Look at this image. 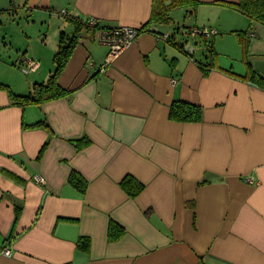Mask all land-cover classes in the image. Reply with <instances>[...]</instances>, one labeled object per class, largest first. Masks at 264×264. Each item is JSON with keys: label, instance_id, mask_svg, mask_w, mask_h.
I'll return each mask as SVG.
<instances>
[{"label": "crops", "instance_id": "0c3cea01", "mask_svg": "<svg viewBox=\"0 0 264 264\" xmlns=\"http://www.w3.org/2000/svg\"><path fill=\"white\" fill-rule=\"evenodd\" d=\"M195 1L194 11L177 8L170 22L149 25L111 65L98 31H84L59 76L70 92L63 98L21 108L0 91V264H264V89L240 77L248 72L241 64L235 73L216 60L217 68L203 73L204 56L175 46L183 31L208 29L216 32L208 37L214 47L218 35L236 37L250 20L244 15L246 27L227 29L221 18L202 25L210 14L238 12L216 2L240 0ZM153 5L0 0V15L23 8L25 20L42 25L20 53L0 47V67L14 73L9 80L0 74V83L28 95L54 71L60 36H73L76 22L141 28ZM250 35L249 62L264 77V26L253 25ZM3 36L14 48L6 30ZM44 60L52 62L47 78L17 89L20 66L34 62L37 72ZM176 101L200 107L199 119L170 120ZM42 120L48 127H27ZM73 170L88 181L85 194L68 182ZM128 175L144 185L135 198L120 185ZM110 220L126 230L114 243ZM81 237L91 240L88 255L76 248Z\"/></svg>", "mask_w": 264, "mask_h": 264}, {"label": "trees", "instance_id": "16d2710c", "mask_svg": "<svg viewBox=\"0 0 264 264\" xmlns=\"http://www.w3.org/2000/svg\"><path fill=\"white\" fill-rule=\"evenodd\" d=\"M220 6H224L240 12L250 20V28L245 31L233 32L242 47L243 58L247 63V74L240 76L245 81H251L260 88L264 89V77L251 68L249 62V46L250 31L253 25L258 24L264 26V0H240L238 3L216 2ZM199 2L195 0H154L152 9V16L150 22L144 27L138 28L141 33L151 32L148 28L152 23H168L170 22L169 13L177 8L190 7L193 11L197 8ZM76 29L73 36H66L62 33L60 36L59 49L54 57L55 69L50 74L48 80L42 83H35L28 95L18 96L12 93L8 86L0 83V91H6L9 94L13 105L25 108L31 105H38L41 103L58 100L69 95V91L59 86V76L68 62L73 48L84 37V31L88 32L91 29L96 30L102 28H111L104 26L101 22L93 27L89 26V21L76 22ZM84 28L86 30H84ZM178 29V28H177ZM176 29V30H177ZM182 29V28H181ZM180 29V30H181ZM182 39H177L175 46L179 50L184 51V41L191 40L197 45H202L204 49V61L198 62V67L203 73H208L216 69L217 52L213 47V42L209 43V38L204 35L193 36L192 31H183L181 33ZM198 37L197 40L195 38ZM171 38V37H170ZM169 39V36H168ZM229 74H235L231 70H223ZM200 116V107L183 101H176L172 104L170 109V120L175 122L197 121ZM48 127L45 121H39L35 124L29 125V128ZM68 182L74 186L80 193L85 194L88 189V181L83 178L78 172L72 171L68 178ZM122 189L131 198L137 197L143 190L144 185L131 175L126 176L120 183ZM60 220L69 221L70 219L62 218ZM126 235V230L115 220H110L108 226V242L114 243L122 239ZM76 248L85 254H89L91 250V240L87 237H81L76 243Z\"/></svg>", "mask_w": 264, "mask_h": 264}, {"label": "rangeland", "instance_id": "374dc122", "mask_svg": "<svg viewBox=\"0 0 264 264\" xmlns=\"http://www.w3.org/2000/svg\"><path fill=\"white\" fill-rule=\"evenodd\" d=\"M10 9L11 8L8 7L7 10H5V12H1L0 39L4 41L3 32L4 30H6V32L8 33V36H7L8 43L9 44L13 43L15 47L13 48V47L5 46L2 41H0V47L1 49L6 50V52H11L12 50L14 52H19L20 51L19 49L23 50L19 46H21L22 44H25L26 42H29V40L31 39H34L40 33V30H41L40 28L42 25H40V23L38 24L37 20L35 23L34 21L32 22V21L25 20L27 12H25L23 8L18 10L19 11L18 14H16L15 12L14 13L11 12ZM225 12H228V13L226 15H220L219 13H216L214 16L210 14L208 19H204V20L201 19V23H203L202 25H210L208 23L209 20L211 22H215L216 19L221 18L222 27L224 29H227V27H231V26L239 27L244 23L245 24L242 27H246L248 19L244 15H242L239 12L232 11V10H225ZM59 15L61 17H65L68 15V13H66L65 11H62ZM205 17H207V15ZM92 19H89L88 21ZM26 24L29 26H27ZM201 27H204V26H201ZM236 40H237L236 37H231L229 35L222 34V35H218L215 38V44H214V48L218 53L217 63L219 65L227 63L229 65V68L233 66V71L235 73L237 72L234 70V66L240 68L239 64H241L245 68H248L247 63L242 57L241 50L239 49V44L237 43ZM216 41H219V46H217ZM208 42L214 43L213 38L209 39ZM196 48L198 49V51L195 53V55L197 56V58L201 59V57L204 56L205 54L204 49L201 44L198 45ZM36 51L39 52L40 50L37 48ZM47 64H48V68H46ZM51 64L52 62H48L44 60L43 63H41V67L39 68L37 72L36 71L33 72L32 70H30L28 65L20 66L19 69L20 70L23 69V70L21 73L17 71V76H21V78L18 81L15 80L17 83L16 84L17 89L21 88L22 90H25L26 84L28 82L33 83V80L35 78L41 77L42 74L44 73H46L45 78H47L48 73H49L48 69ZM0 74L8 80L14 78L13 70L9 66L0 67Z\"/></svg>", "mask_w": 264, "mask_h": 264}, {"label": "built area", "instance_id": "2783aa9c", "mask_svg": "<svg viewBox=\"0 0 264 264\" xmlns=\"http://www.w3.org/2000/svg\"><path fill=\"white\" fill-rule=\"evenodd\" d=\"M100 22L98 20H90L89 26L93 27ZM98 33V42L103 44L109 48V52L107 54L105 65H111L118 58H120L128 49L132 47L135 40L138 38L141 31L138 28L129 27V26H115L111 28H102L97 29ZM214 30L208 29H195L192 32L193 36L204 35L205 37H210L211 35H215ZM165 40L168 39V36L164 37ZM30 70L35 71L37 69V65L34 62H28L27 64ZM36 182L44 185L45 180L41 176L36 177ZM256 181L249 180L250 184H254ZM11 251L8 249H4V255L9 256Z\"/></svg>", "mask_w": 264, "mask_h": 264}, {"label": "water", "instance_id": "95a60500", "mask_svg": "<svg viewBox=\"0 0 264 264\" xmlns=\"http://www.w3.org/2000/svg\"><path fill=\"white\" fill-rule=\"evenodd\" d=\"M198 45L191 40L184 41V51L188 54L194 55L198 49Z\"/></svg>", "mask_w": 264, "mask_h": 264}]
</instances>
